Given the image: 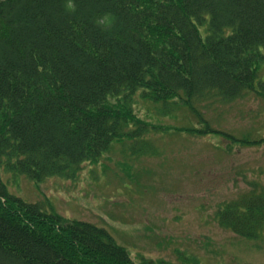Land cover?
<instances>
[{"label":"trees","instance_id":"trees-1","mask_svg":"<svg viewBox=\"0 0 264 264\" xmlns=\"http://www.w3.org/2000/svg\"><path fill=\"white\" fill-rule=\"evenodd\" d=\"M66 2L0 0L1 174L75 180L115 145L121 158L124 147L151 156L150 132L173 126L140 117L136 98L157 114L195 118L176 132L264 143L234 138L206 117L248 95L264 104V0H74L72 12ZM106 13L110 28L100 22ZM248 185L218 204L215 219L257 240L264 188ZM0 264L174 263L135 262L104 227L24 201L0 176Z\"/></svg>","mask_w":264,"mask_h":264},{"label":"rangeland","instance_id":"rangeland-1","mask_svg":"<svg viewBox=\"0 0 264 264\" xmlns=\"http://www.w3.org/2000/svg\"><path fill=\"white\" fill-rule=\"evenodd\" d=\"M257 80H264V62ZM136 99V107H146L135 108L140 117L173 126L150 132L151 156L132 148L128 155L124 147L121 158L115 145L99 162L84 163L75 180L52 176L35 183L0 173L8 190L24 201H47L64 217L104 227L135 262L264 264V234L245 239L215 219L218 204L247 191L248 183L256 180L264 188V143L244 145L222 133L197 137L176 132L195 118L188 120L182 111L157 114ZM206 115L214 128L234 138H264V104L252 95Z\"/></svg>","mask_w":264,"mask_h":264},{"label":"clouds","instance_id":"clouds-1","mask_svg":"<svg viewBox=\"0 0 264 264\" xmlns=\"http://www.w3.org/2000/svg\"><path fill=\"white\" fill-rule=\"evenodd\" d=\"M66 9L69 12H72L75 10V3L74 0H67L66 2ZM114 16H112V14L110 13H106L103 17V19L100 21L105 28H110L111 25L114 23Z\"/></svg>","mask_w":264,"mask_h":264}]
</instances>
